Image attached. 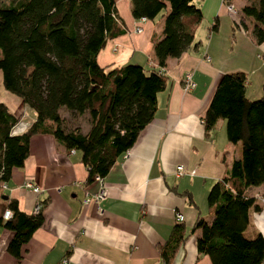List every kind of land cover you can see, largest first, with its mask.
Returning <instances> with one entry per match:
<instances>
[{
    "label": "crops",
    "instance_id": "0c3cea01",
    "mask_svg": "<svg viewBox=\"0 0 264 264\" xmlns=\"http://www.w3.org/2000/svg\"><path fill=\"white\" fill-rule=\"evenodd\" d=\"M255 2L191 0L201 14L193 35L195 45L177 58L165 59V84L156 93L152 118L102 178L106 194L97 206L91 201L82 203L84 193H93L96 186L85 184L86 169L79 152L64 150L48 134L28 139L22 166L12 169L4 187L0 186V214L8 200L26 214L39 201L41 223L20 246L17 259L5 251L11 232L0 224V264H59L62 258L66 264H161L157 246L166 241L174 225H180L186 237L170 264H210L206 256L196 254L198 230H189L198 218L210 220L207 191L239 159L240 143L226 141L221 119L208 131L202 119L222 74H243L246 99L261 94L264 38L255 44L251 20L243 18L245 29L237 28L225 8L231 4L236 16L241 5ZM114 8L123 32L106 40L96 64L101 68L155 67L151 47L160 35L161 15L152 20L132 18L129 0H116ZM213 22L215 29L211 30ZM135 26L139 32L132 30ZM185 73L193 84L187 92L180 84ZM0 103L26 126L33 122V112L4 91L1 83ZM78 127L84 134L88 125ZM176 166L182 167L178 177L173 175ZM24 181L40 192L23 189ZM245 193L264 197V183ZM177 213L182 216L178 223L174 221ZM256 233L264 239V210L248 213L244 234L252 237Z\"/></svg>",
    "mask_w": 264,
    "mask_h": 264
},
{
    "label": "trees",
    "instance_id": "16d2710c",
    "mask_svg": "<svg viewBox=\"0 0 264 264\" xmlns=\"http://www.w3.org/2000/svg\"><path fill=\"white\" fill-rule=\"evenodd\" d=\"M115 1L0 0V83L34 116L23 132L12 135L18 118L0 103V183L22 166L28 139L48 134L64 150L79 152L89 184L94 176L104 177L151 120L156 93L165 84L158 71L166 58H177L195 45L200 10L191 0H129L132 18L152 20L161 15L160 35L151 47L155 67L101 68L97 53L107 39L123 32ZM243 18L252 22L254 43H261L264 0L241 5L232 19L234 26L245 29ZM210 29H215L214 22ZM244 89L243 74H222L202 119L204 131L221 119L226 141L240 143L239 159L207 191L210 220L198 218L189 230H198L196 254L206 256L210 264H262L264 258L263 237L244 234L248 213L264 210V202L257 204L256 197L245 193L264 183V85L256 99H246ZM61 110L70 116L86 115V132L82 134L77 125L67 127ZM5 209L11 213L5 221L0 218L11 232L5 251L17 259L41 216L19 211L13 200L1 211ZM185 237L180 225L172 227L166 241L157 246L161 264H170Z\"/></svg>",
    "mask_w": 264,
    "mask_h": 264
},
{
    "label": "built area",
    "instance_id": "2783aa9c",
    "mask_svg": "<svg viewBox=\"0 0 264 264\" xmlns=\"http://www.w3.org/2000/svg\"><path fill=\"white\" fill-rule=\"evenodd\" d=\"M225 8L232 16H235V11H234V9H233L231 4L226 3L225 4ZM140 19H143V18H140ZM132 30L134 32H139L140 31V27L139 26H135ZM158 72H159V74L162 75L163 74V69H159ZM180 84H181V89H182L183 92H187L193 87V84L190 81V77H189L188 73H185L182 76ZM25 127L26 126L19 121L12 127L11 134L12 135L20 134L21 132L24 131ZM181 173H182V167L181 166H176L174 168V172H173L174 177L180 176ZM91 183L95 184L96 190L93 193H91V194L84 193V199H83L82 203L85 204V203L91 201L94 204H96V206H97L98 203L100 201H102L103 198L105 197L106 188L104 187L103 180H102L101 177L94 176ZM0 186L4 187L2 183H0ZM21 187L23 189H27V190L31 191L33 194H38L40 192L39 188L34 186L30 181H24L21 184ZM260 201L263 203L264 202V197L260 198ZM41 207H42V203L39 202V201H35L32 209H31L30 214L31 215L38 214L40 209H41ZM10 216H11L10 211L8 209H5V210L2 211L0 218H1L2 221H5V220L9 219ZM181 220H182V216L180 214H178V213L174 214V221L175 222L178 223ZM66 263H67V261L64 258H62L60 260V262H59V264H66Z\"/></svg>",
    "mask_w": 264,
    "mask_h": 264
},
{
    "label": "rangeland",
    "instance_id": "374dc122",
    "mask_svg": "<svg viewBox=\"0 0 264 264\" xmlns=\"http://www.w3.org/2000/svg\"><path fill=\"white\" fill-rule=\"evenodd\" d=\"M60 114L62 115L63 119L65 120V124L69 128L74 126V125L84 127L85 124L87 123V116L86 115H82V116H78V117L77 116H70L69 114H67L63 110L60 111ZM73 120H75V121H73ZM20 122L24 124V122H22V121H20ZM256 201L260 203V196H257Z\"/></svg>",
    "mask_w": 264,
    "mask_h": 264
},
{
    "label": "water",
    "instance_id": "95a60500",
    "mask_svg": "<svg viewBox=\"0 0 264 264\" xmlns=\"http://www.w3.org/2000/svg\"><path fill=\"white\" fill-rule=\"evenodd\" d=\"M5 198H6L5 196H1V199H3V200H4Z\"/></svg>",
    "mask_w": 264,
    "mask_h": 264
}]
</instances>
